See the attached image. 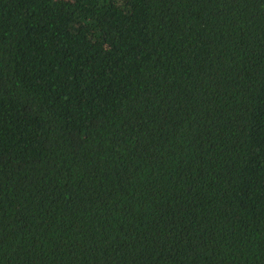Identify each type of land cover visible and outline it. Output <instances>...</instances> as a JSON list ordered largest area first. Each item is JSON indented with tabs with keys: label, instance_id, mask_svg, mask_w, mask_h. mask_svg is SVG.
<instances>
[{
	"label": "trees",
	"instance_id": "trees-1",
	"mask_svg": "<svg viewBox=\"0 0 264 264\" xmlns=\"http://www.w3.org/2000/svg\"><path fill=\"white\" fill-rule=\"evenodd\" d=\"M0 264H264V0H0Z\"/></svg>",
	"mask_w": 264,
	"mask_h": 264
}]
</instances>
